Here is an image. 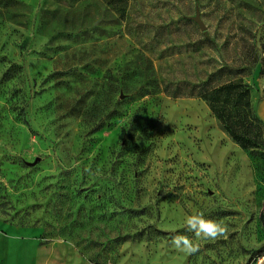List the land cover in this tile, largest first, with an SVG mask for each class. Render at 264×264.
Wrapping results in <instances>:
<instances>
[{
	"label": "rangeland",
	"instance_id": "374dc122",
	"mask_svg": "<svg viewBox=\"0 0 264 264\" xmlns=\"http://www.w3.org/2000/svg\"><path fill=\"white\" fill-rule=\"evenodd\" d=\"M214 74L264 121V0H0V226L108 264H264V151L163 92Z\"/></svg>",
	"mask_w": 264,
	"mask_h": 264
},
{
	"label": "trees",
	"instance_id": "16d2710c",
	"mask_svg": "<svg viewBox=\"0 0 264 264\" xmlns=\"http://www.w3.org/2000/svg\"><path fill=\"white\" fill-rule=\"evenodd\" d=\"M126 8H124V11ZM211 75L205 82L199 84H191L184 82L177 84L174 88L166 87L163 92L171 94L174 98L180 97H197L201 99L209 108L213 117L221 126L224 133L231 141L240 147L243 151L251 152L259 155L264 151V121L259 117L252 103V87L245 83L242 79L228 81L219 85H214V77ZM46 229L40 239L41 245L49 244L53 241L49 240ZM63 232H59L61 234ZM72 232H70L71 234ZM58 234V235H59ZM69 234V235H70ZM75 235V234H74ZM140 236V235H139ZM138 236H125L118 238L114 242L125 244L130 240L136 239ZM48 238V239H47ZM53 240V239H52ZM65 242L71 243L79 251L80 255L91 264H108L102 263L100 250L95 256L85 253L86 248L101 246L98 243L90 244L86 248H82L73 238L71 240L64 239ZM99 257V259H98ZM110 264H116L110 262Z\"/></svg>",
	"mask_w": 264,
	"mask_h": 264
},
{
	"label": "crops",
	"instance_id": "0c3cea01",
	"mask_svg": "<svg viewBox=\"0 0 264 264\" xmlns=\"http://www.w3.org/2000/svg\"><path fill=\"white\" fill-rule=\"evenodd\" d=\"M40 239L27 230L0 226V264H91L71 243L41 245Z\"/></svg>",
	"mask_w": 264,
	"mask_h": 264
},
{
	"label": "clouds",
	"instance_id": "9594fccd",
	"mask_svg": "<svg viewBox=\"0 0 264 264\" xmlns=\"http://www.w3.org/2000/svg\"><path fill=\"white\" fill-rule=\"evenodd\" d=\"M185 223L186 230L193 232L201 239H215L224 232V225L221 222L207 219L202 213H197L195 216L187 218ZM170 244L178 250L185 252L196 250L194 241L184 235H174ZM261 260H264V257Z\"/></svg>",
	"mask_w": 264,
	"mask_h": 264
},
{
	"label": "water",
	"instance_id": "95a60500",
	"mask_svg": "<svg viewBox=\"0 0 264 264\" xmlns=\"http://www.w3.org/2000/svg\"><path fill=\"white\" fill-rule=\"evenodd\" d=\"M194 21L199 25L200 29L202 31H206V27L203 23V21L201 20L200 16L198 15L196 18H194Z\"/></svg>",
	"mask_w": 264,
	"mask_h": 264
},
{
	"label": "built area",
	"instance_id": "2783aa9c",
	"mask_svg": "<svg viewBox=\"0 0 264 264\" xmlns=\"http://www.w3.org/2000/svg\"><path fill=\"white\" fill-rule=\"evenodd\" d=\"M260 261H263V260H260Z\"/></svg>",
	"mask_w": 264,
	"mask_h": 264
}]
</instances>
